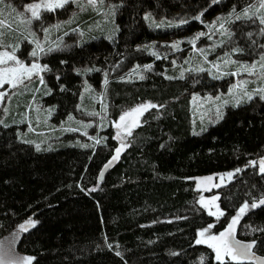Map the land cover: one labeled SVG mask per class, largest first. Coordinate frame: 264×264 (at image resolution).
<instances>
[{
    "label": "trees",
    "instance_id": "trees-1",
    "mask_svg": "<svg viewBox=\"0 0 264 264\" xmlns=\"http://www.w3.org/2000/svg\"><path fill=\"white\" fill-rule=\"evenodd\" d=\"M103 2L112 14L92 31L88 25L102 18L89 8L69 3L55 11L58 21L73 18L66 38L81 31L72 47L44 58L39 102L50 109L52 131L69 127L78 113L98 119L105 104L104 129L98 142L73 130L42 142L34 132L19 138V126L0 113V240L15 235L17 252L33 264H221L211 247L197 243L199 234L224 232L247 203L237 237L254 242V256L264 260V205L251 207L264 198V100L228 106L215 123L196 126L193 96L226 93L232 81L189 70L180 78V57L168 46L180 41L184 55L218 15L257 0ZM136 68L144 78L126 79ZM146 103L163 107L147 109L131 135H121L120 116ZM223 176L229 178L217 189L223 214L214 217L200 203L197 182Z\"/></svg>",
    "mask_w": 264,
    "mask_h": 264
},
{
    "label": "rangeland",
    "instance_id": "rangeland-1",
    "mask_svg": "<svg viewBox=\"0 0 264 264\" xmlns=\"http://www.w3.org/2000/svg\"><path fill=\"white\" fill-rule=\"evenodd\" d=\"M49 2H53V0H39L29 3L41 4V8L38 9L39 18L37 19L31 17L30 13L25 12V6L28 4L17 5L12 1L6 0V4L10 5L11 8H15L16 12L11 13L10 8H5L3 10L4 16H0V19L7 17L8 21L12 22V28L15 29V31L3 29L7 32V35L4 37L3 44L0 45V53L7 52L10 55H15L17 60L24 63L25 66L30 67L32 63H38L41 67L46 68V65L43 62L45 57L51 53L65 48L68 49L73 46L77 39L76 35L79 38L81 26L76 30H72V32H77L74 33L75 37L73 39L66 38L70 34H73L68 33L67 31L69 26L74 22L72 21L73 18H69L68 20H56V15L54 13L60 8H57L54 11L46 10L44 5ZM69 3H74L76 6H79L80 9H82V6L89 8V12L99 17L101 16L102 19L97 26L88 25V29L91 31L97 27L104 26L105 24L102 20H109L112 14V6L105 4L103 0L102 3L101 0H96L94 6L90 5L88 0H69L67 4ZM262 3H264V0H257L255 5L248 8V15L251 16L254 13L257 14L252 20L244 18L239 20L235 19V15H242L243 11L235 14L218 15L210 24H215L216 28L213 29L208 27V30L203 32L205 35L200 36L199 39H196L197 36L194 37L192 40L195 39V44L192 43L191 47L187 49V52L184 55L183 53L186 49L181 46L180 41H173L168 44L170 47L173 44L178 45L177 48H171H173V53L180 57L179 61L174 60V62L176 61V67L180 66L182 68V72L189 69L203 68L204 71L194 72H197L198 74L207 73L213 79L227 78L232 81V86L226 93L217 95L211 93L204 95L195 94L193 96L191 108L193 112V122L196 126L207 124V122L215 123L218 121L220 118H218L216 114L217 108H219L222 114H224L226 107L235 106L233 92L239 90L234 89V86L239 85L242 81L249 82L244 85L248 91L264 87V83H262L256 75H249L241 68V65L254 64L264 56V25L259 23V15H264V8L260 7ZM17 14H21L22 16L31 19L32 23L30 25L20 23L21 15ZM219 18H224V29L227 30V33L230 34V36L228 34H222V29L218 30L220 29ZM36 42H39L44 49L43 52H40L36 48ZM25 44L30 47L24 48ZM49 49H51V51H49ZM236 49H240V51H236ZM32 51H38V55L32 57ZM233 61L235 63H233ZM13 66H16L15 61H9L6 65L0 64V68ZM259 70L260 66L257 64V71ZM180 72L181 71L179 70L177 74L181 75ZM140 73L139 68H136L126 76V79L139 78L141 77ZM233 73H235V75H233ZM39 76H42L44 80V71L39 73V75L34 74L31 80H25L24 84L18 85L15 88L11 87L9 84H5L0 88V92L5 93L3 100L0 101L1 116L3 119L7 117L12 118L14 120L13 122L19 126L18 137L20 138L23 134L27 135L30 132H34L41 138L42 142L53 143L54 140L59 137V135H55L57 130L62 132L63 136L72 133L71 130H73L87 139L89 138L98 142L100 132L104 129V122L102 120L106 118V105H102L100 114H98V119H96L97 117L95 114L85 112L78 113L76 119L71 121L69 127H58L55 129L56 132L52 131V129H49L51 128L50 109L46 108L42 102H39V98H42L39 96L43 93L44 88ZM30 94L32 95V98L27 106V111L23 114L21 106L26 103V97ZM217 97H219V99H217ZM226 100L229 101V103L225 104L224 101ZM130 111L131 110H128L124 113ZM146 111L147 109L142 112H133L124 122H120L119 120L118 123H121V127L118 130L121 135L128 133L129 130L133 129L139 123L140 118ZM22 114L24 118L23 120L21 119ZM23 121L27 124V127H24V129L22 128L24 125ZM125 124L129 127L126 128L124 126ZM228 179L229 178L224 176L217 178L208 177L200 179L197 182V188L203 193L200 203L203 206L207 205L205 208L210 215L215 212L216 215H212L214 217H218L220 213L218 211L217 199L213 201V197H217V189L225 185ZM237 225L234 231L235 239L242 244H248L243 243L237 237ZM211 235L215 234H212L210 230H208L204 237L199 236L198 240H202L203 244L211 247L210 245L213 242L208 240V237ZM218 235L219 234H217V236ZM16 243L17 240L15 235L5 236L0 240V261H2L3 264H9V261L12 259L25 257L17 252ZM211 248L214 250L216 256L215 248ZM251 251L254 254L253 248ZM225 260H227V257H225ZM249 261L254 264H261V261L264 260L255 257ZM25 264L33 263L31 260L30 262L26 261Z\"/></svg>",
    "mask_w": 264,
    "mask_h": 264
},
{
    "label": "snow or ice",
    "instance_id": "snow-or-ice-1",
    "mask_svg": "<svg viewBox=\"0 0 264 264\" xmlns=\"http://www.w3.org/2000/svg\"><path fill=\"white\" fill-rule=\"evenodd\" d=\"M69 0H53V2H49L44 5L46 10L48 11H54L57 8H63L65 4H67ZM218 2V0H213V3ZM88 3L90 5H95L96 0H88ZM102 3V0H101ZM251 7V6H250ZM261 8H264V3L260 5ZM5 8H10L11 13H15L16 9L11 8L10 5L6 4V0H0V16H4V9ZM41 8V4H28L25 6V12L30 13L31 17L34 18H39V12L38 9ZM249 9L245 8L243 9V13L241 14H236L235 19H248L252 20L257 14L254 13L253 15H248ZM233 14H235V9H233ZM21 15V14H17ZM199 19V17H197ZM220 19V29L218 30H223L222 34H228L227 30L224 29V18H219ZM20 23H25V24H31L32 20L29 18H26L21 15V19L19 21ZM259 23L264 25V15H259ZM210 28H216V25H210ZM3 29H7L8 31H15V29L12 28V22L8 21L7 17H4L3 19H0V45L3 44L4 37L7 35V32H5ZM205 35V33L201 32L197 35L196 39H199L200 36ZM230 36V34H228ZM191 43L195 44V39L190 41ZM173 48H177V44L171 45ZM36 48L40 51L43 52L44 49L41 47L39 42H36ZM51 51V49H49ZM236 51H240V49H236ZM38 55V51H32L31 56L36 57ZM9 61H15L16 66L13 67H3L0 68V88H2L5 84L11 85V87L15 88L18 85H22L25 83V80H31L32 76L39 75V73L43 72L46 70V68L41 67L38 63H32L31 66H25L24 63L20 62L17 60L15 55H10L7 52L0 53V64H8ZM233 63H235L233 61ZM257 64L260 66V70L257 71ZM241 68L243 69L244 72L248 73L249 75H256L257 78L264 83V56L260 58L259 61H257L254 64L251 65H241ZM189 71H204L203 68H198V69H189ZM235 75V73H233ZM141 79L144 77L141 76ZM169 79H172L173 77H168ZM183 78V72H181V77ZM39 79L41 80V83H43V77L39 76ZM249 83L248 81H242L239 85L234 86V89H238L239 91H234L233 92V97H234V104L235 106H239L241 103L251 101L254 97L258 96L261 100H264V87L256 88L253 89L252 91H248L247 88L244 87ZM5 93L0 92V101L3 100ZM211 99V98H209ZM219 99V97H217ZM225 104L229 103V101H224ZM163 105H154V104H144L140 105L137 108L131 110L130 112H126L123 115L120 116L119 120L120 122H124L127 117L131 116L133 112H142L145 109L148 108H162ZM216 114L218 118H222V112L220 111L219 108L216 110ZM0 123H3L2 120H0ZM126 128L129 127L127 124L124 125ZM116 127L119 129L121 127V123H116ZM31 130V129H29ZM128 135H131V131H128ZM121 139V148H123L125 145L123 143V138L119 137ZM84 147H88V145H83ZM37 150H39V145H36ZM120 155V149L118 148L116 150V155L113 157V160L118 158ZM255 164V162H253ZM260 172L264 173V159H262L260 162ZM231 175V174H230ZM102 178V174H101ZM211 179V178H209ZM223 179V178H221ZM95 191V189H92ZM216 199H219V197H213V201ZM259 205H264V198L260 199L258 203H253L251 205L252 208H256ZM207 206V205H205ZM249 208V205L245 203L239 210V215L236 217L232 218L231 223L229 224L228 228L224 231L221 232L218 236L217 235H211L208 237V240L212 241L213 243L210 245L211 247L215 248L216 251V259L221 262V264H228V261H235L236 264H242L243 261L246 260H252L254 259V254L252 253L251 249L254 247V242L253 243H248V244H242L239 241H237L234 237V231L235 227L240 219V216H242L245 211ZM212 215H216L215 212L211 213ZM221 215L223 213H220ZM31 223V222H30ZM24 226L22 225L21 228ZM212 227V226H210ZM209 229H204L201 231L200 236L204 237L205 233L208 232ZM202 240H197V243H202ZM119 255V253H116ZM225 257H227V261L225 260ZM31 261V258L28 257H23L19 259H12L9 261V264H25V262ZM0 264H3L2 261H0ZM261 264H264V261H261Z\"/></svg>",
    "mask_w": 264,
    "mask_h": 264
},
{
    "label": "water",
    "instance_id": "water-1",
    "mask_svg": "<svg viewBox=\"0 0 264 264\" xmlns=\"http://www.w3.org/2000/svg\"><path fill=\"white\" fill-rule=\"evenodd\" d=\"M112 165H113V163L109 164V165H108L107 167H105L104 170L102 171V173H101V174H102V178H101V175H100V178H99V181H100L101 183L104 182V179H105L107 173L109 172V170L111 169Z\"/></svg>",
    "mask_w": 264,
    "mask_h": 264
}]
</instances>
